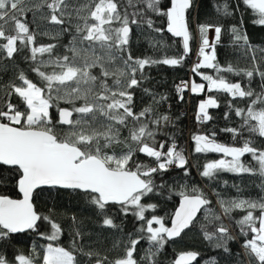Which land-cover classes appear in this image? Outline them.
<instances>
[{
	"label": "snow or ice",
	"instance_id": "snow-or-ice-1",
	"mask_svg": "<svg viewBox=\"0 0 264 264\" xmlns=\"http://www.w3.org/2000/svg\"><path fill=\"white\" fill-rule=\"evenodd\" d=\"M23 2L24 0H0V22H2L0 38L6 41L0 44V48L6 51L8 57H12L18 51V41L24 46L31 45V59L35 61L37 54L48 53L49 59L41 60L40 64L45 67L51 66L52 71L45 72L40 67L33 69L43 81V86H38L21 72L19 80L22 83L10 84L11 91L7 95L11 96L15 93L25 105V110L20 111L10 102L6 103L7 110L0 108V165L13 166L18 170V188L23 194L22 199L0 195V240L6 239L11 233L36 229L40 220L51 223V233L47 235V239L58 240L61 234L60 225L51 222L50 217L39 214L32 202L34 190L42 186L83 190L91 195V202L102 213L110 203L118 204L124 213L129 211V206H132L133 214L138 219L145 220L146 210L155 209L157 205L152 203L145 205L142 203V198L162 187L155 184L152 179L153 174L166 172L171 167L184 169L187 174L185 166L188 161L182 151H177L175 142L167 147V151H164V143L157 148L156 132L149 128L148 123L141 121V118L147 116L152 109L146 107L135 113L132 107L133 93L130 90L139 86L141 80L137 79L136 73L140 72L143 79V70L146 66L158 63L176 66L181 63L183 57L153 60L150 57L133 58L129 52L127 59H124L121 52L129 42L130 23L138 22L135 18L130 21L127 9L121 12L119 0H98L86 16H80V13L90 7L88 4L73 7L68 0H52L51 3H47V7L52 10L50 19L53 23L64 24L65 20L61 17L67 16L70 21L72 13L75 12L77 17L84 21L83 27L76 25V32L83 34L81 42L98 44L104 51L103 55H97L94 48L81 49L73 44L68 49L71 55L52 57L55 45L36 46L35 34L31 33L28 25L19 18L18 14H23L25 11L22 7ZM127 3L129 6L144 5L159 18H166L167 32L175 37H181L184 53H188L190 31L186 13L191 7L192 0H168L167 5L163 4L162 0H127ZM243 4L258 15L253 22L264 25V0H243ZM222 7L225 15H232L227 2ZM131 15L140 16L141 21L157 33L164 30L163 27L154 28V21L150 17H145L144 10H137ZM114 22H119V26L113 27ZM210 29L214 30V40L211 44L208 38ZM231 31L234 43L241 47L252 48L247 34L241 32L239 27L234 25ZM199 32L201 36L199 56L202 59L195 65L193 71L202 75L203 80L207 81L209 90L223 91L233 98L255 97L246 110L235 108L234 111L237 116L243 117L241 128L247 127L249 133L264 137V71L255 65L252 69L237 70L232 65L222 68L215 62V49L221 39L222 27L201 24ZM208 48L212 49L210 53L206 52ZM252 59L253 61L256 59L254 53ZM117 60H122L125 68L117 72L109 71L106 64ZM202 66L215 68L217 77L200 73L199 69ZM96 67L101 69L99 77L90 71ZM222 71L235 73L238 76L242 73L248 78L249 84L254 75L258 74L261 78V93H255L251 87L245 89L240 82H229L224 76L219 75ZM109 77H113L111 85L107 80ZM188 87L187 83L178 85L177 91L182 93ZM190 90L192 93L203 92L205 84L193 81ZM144 91L147 92L148 89ZM60 100H66L73 105L72 108L59 107ZM77 100L82 101L78 107L75 103ZM53 101H56L58 111V119L55 122L49 111L53 107ZM257 104L262 106L257 108ZM212 107H218L216 99L212 96L200 101L197 120L212 119L208 112ZM73 113L78 114L77 118L73 119ZM97 114L104 117L107 122L100 121L99 126H95L98 123ZM225 117L227 118V113ZM129 119L135 121L138 126L129 129V137L121 140L118 126L126 127ZM162 119L166 122L169 120L167 116ZM151 123L158 125L160 120L155 119ZM57 124L67 125L69 130L60 135L55 131ZM222 131L231 132L234 139L240 134V129L237 128H226ZM129 139L135 143V148L128 143ZM193 140L197 153H222L225 157H231L230 160L219 159L207 162L201 173L203 177L214 178L221 171L233 173L258 171L264 177V149L252 146L251 140H245L241 147L228 146L218 143L214 132L211 137L194 135ZM121 144H127V149L117 151V146ZM137 153L153 158L155 166L138 162L134 158ZM246 153L251 154L258 164V169L245 166L241 162V157ZM178 195L181 199L171 217L170 227L166 226L162 217L152 215L150 219H146L147 236L142 239L146 238L156 248L153 252L150 247L141 258L149 261V264H156L153 258L159 249L163 248L167 239L179 237L194 223L197 213L210 204L204 193L196 187L189 189L187 185L182 186ZM219 204L225 215L230 216L237 209L245 212L235 221L242 236L248 237L251 233V238L245 239L243 243L244 255L247 259L241 260L240 264H264V197L221 199ZM257 211L259 215L255 214ZM209 214L213 219H220L211 209L206 208V219ZM103 224L116 227L113 219L106 214ZM153 224L158 227H153ZM75 236H80L79 230H76ZM204 237L209 241L215 238L218 241L215 246L224 247L225 251H228L227 241L233 239L229 229L222 223L215 232H208L204 228ZM138 243L136 239L130 240L125 255L114 261V264H139L134 257ZM74 251L89 257L95 255L77 248L74 238L72 249L53 246L52 243L47 244L39 256L38 264H80ZM198 255L199 253L193 251L182 252L174 264H191ZM16 260L19 264H37L33 256L19 255ZM0 264H8L2 255H0ZM96 264H103V261L97 259ZM205 264H216V260L211 258Z\"/></svg>",
	"mask_w": 264,
	"mask_h": 264
},
{
	"label": "trees",
	"instance_id": "trees-1",
	"mask_svg": "<svg viewBox=\"0 0 264 264\" xmlns=\"http://www.w3.org/2000/svg\"><path fill=\"white\" fill-rule=\"evenodd\" d=\"M51 2L52 0H24L22 7L25 11L23 14H18L21 21L28 25L29 31L35 34V45H55L52 57L71 55L68 49L73 44L81 49L94 48L97 55H103L104 51L98 44L90 45L87 41L81 42L83 34L76 32V25L79 24L83 27L84 21L79 19L75 12L72 13L70 21L67 16L61 17L65 20L64 24H55L51 21L52 10L47 7V3ZM68 2L73 7L90 5L88 9L80 13V16H86L98 0H68ZM225 2L229 4L232 15L224 14L222 5ZM162 3L167 5L168 0H162ZM119 5L122 13L127 9L130 21L135 18L138 22L137 24L130 23L129 42L121 52L124 59H127L129 52L133 58L150 57L153 60H162L165 57H183L181 63L176 66L162 63L146 66L143 70V79H141L140 72L136 73V77L141 80V83L130 90L133 93L132 107L135 113H139L146 107L152 109L147 116L141 118V121L148 123L149 128L156 132L155 144L157 148L161 143H164V151H167V147L175 142L177 151H182L188 161L185 166L187 174L184 169L179 167H172L166 172L153 174L152 179L155 184L162 187H158L154 193L142 198V203L145 205L149 203L157 205L155 209H147L145 217L146 219H150L152 215L162 217L167 226L180 199L178 193L185 185L189 189L196 187L201 190L210 201L206 208L211 209L215 215L220 217L219 220H216L209 214L206 219V208H202L197 213L194 223L185 229L179 237L167 239L163 248L159 249L153 259L156 264H174L173 260L178 253L194 251L199 255L191 264H205L211 258H215L216 264H240L241 260L247 259L244 255L243 243L245 239L251 238V233L248 237L242 236L235 221L240 219L245 212L237 209L230 216L225 215L219 200L264 197V177L258 171L250 173L221 171L214 178L203 177L201 173L207 162L228 157L213 152H195V142L192 141V137L198 133L211 137L214 132L216 141L228 146L241 147L245 140H251L252 146L264 149V137H260L256 133H249L247 127L241 128L243 117L237 116L234 111L235 108L246 110L255 97L233 98L223 91L205 88L202 93H188V114L186 115L180 111L181 107L185 106L186 91L178 92L177 83L188 76L194 42L196 37H201L199 32L201 24L222 27L221 39L215 49V62L222 68L232 65L237 70L252 69L255 65L264 71V51H261L264 49V25L253 22L258 18V15L243 4V0H192L191 7L186 13L190 43L189 51L185 54L182 38L167 32L166 18H159L155 13L147 10L144 5L129 6L127 0H119ZM137 10L145 11V17H150L154 21V28L163 27L164 30L157 33L146 23H143L140 16L133 17L131 13ZM56 14L59 16V12ZM234 25L239 27L241 32L247 34L252 48L241 47L233 42L231 29ZM118 26L119 22H114L113 27ZM3 43L6 41L0 38V44ZM17 48L18 51L12 57H8L6 51L0 48V108L7 110L6 103L10 102L16 105L20 111H24L25 105L15 93H12L11 96L7 95L11 91L9 85L13 83L20 85L22 81L19 80V75L23 72L32 82L43 86V81L33 69L40 67L42 71L51 72L52 67L40 64L41 60L49 59L48 53L37 54V59L34 61L31 59V45L24 46L18 41ZM253 53L256 57L255 61L252 59ZM106 67L111 72L125 68L122 60L106 64ZM199 70L214 78L218 75L215 68L202 66ZM90 71L98 77L101 75L99 67ZM219 75L224 76L229 82H240L245 89L251 87L255 93L262 91L261 78L258 74L254 75L250 84L248 78L242 73L238 76L235 73L222 71ZM107 80L111 85L113 77H109ZM145 89L148 91L145 92ZM205 95L215 98L218 107L208 109L212 119L199 121L196 118V103L199 98ZM75 103L78 107L82 101L77 100ZM58 106L71 109L73 105L67 103L66 100H60ZM261 106L260 104L256 105L257 108ZM49 111L55 122L57 120L56 101H53V107ZM226 113L227 118L225 117ZM97 115L98 123L95 126H99L100 121L107 122L104 117ZM77 116L78 114L73 113V119ZM164 116L169 118L167 122L162 119ZM155 119L160 120L158 125L151 123ZM134 126L138 125L131 119L126 127L118 126L120 127L121 140L129 137V129ZM226 128L240 129V134L234 139L231 132L222 131ZM68 130L69 126L67 125L57 124L55 127V131L60 135ZM128 143L133 148L136 147L130 139ZM127 146V144H121L117 146L116 150H126ZM134 158L140 163L155 166L154 159L143 153H137ZM241 162L245 166L258 169L257 162L249 153L241 157ZM18 177L19 172L15 167L0 165V194L18 197L19 193L16 187ZM32 202L39 214L50 217L51 222L60 225L61 234L58 240L49 241L47 235L51 233V223L45 220L38 221L36 229H26L23 232L9 234L6 239L0 240V255L8 261V264H19L16 260L19 255L33 256L38 264L39 256L47 244L52 243L53 246L59 245L72 249L74 238L77 248H82L85 253L95 254L89 257L79 251H74L80 264H91L97 259L102 260L103 264H114V261L125 255V250L130 246L132 239L139 241L134 252V257L139 264H149V261L141 258L145 256L150 247L153 252L156 251V248L146 238L142 239L147 236L146 219H138L133 214L132 206H129V211L124 213L118 204L110 203L102 213L91 202L89 193L58 187H41L34 190ZM105 214L113 219L116 227L103 224ZM255 214L259 215V211ZM221 223L229 229V234L233 237L227 241L228 251H225L224 247H216L218 241L215 238L209 241L204 237V228L208 232H215ZM153 227H158V225L153 224ZM76 230H79L80 236H75ZM42 233L44 235H41Z\"/></svg>",
	"mask_w": 264,
	"mask_h": 264
},
{
	"label": "built area",
	"instance_id": "built-area-1",
	"mask_svg": "<svg viewBox=\"0 0 264 264\" xmlns=\"http://www.w3.org/2000/svg\"><path fill=\"white\" fill-rule=\"evenodd\" d=\"M210 44L213 42V39L210 38ZM200 44H201V37H196L195 39V42H194V48H193V52H192V55H191V58H190V62H189V68H188V76L186 79L184 80H180L177 85H183L185 83H189V75L191 73V68L193 65H196L202 58L199 56V47H200ZM212 49L211 48H208L206 49V52H211ZM186 91V95H187V92H188V88H185L184 89ZM180 111L182 113H185L186 115L188 114V96H186V102H185V106H182ZM188 158V157H187ZM172 168V167H171Z\"/></svg>",
	"mask_w": 264,
	"mask_h": 264
},
{
	"label": "rangeland",
	"instance_id": "rangeland-1",
	"mask_svg": "<svg viewBox=\"0 0 264 264\" xmlns=\"http://www.w3.org/2000/svg\"><path fill=\"white\" fill-rule=\"evenodd\" d=\"M208 38H209V40H210V38H211V36H209L208 35ZM199 72L200 73H203L202 71H200L199 70ZM203 74H205V73H203ZM193 81H195L196 83H203V84H205V88H207V81H204L203 80V78H202V75H200V74H197L196 72H193V74L190 76V80H189V87H188V90L190 91V93H192L191 92V90H190V85H191V83L193 82ZM200 93H202V92H200ZM187 96V95H186ZM209 96H203V97H201V98H199L198 100H197V103H196V114L198 113V105H199V103H200V101H202V100H205V99H207ZM253 123H255V122H253ZM219 159H226V160H230L231 159V157H228V158H224V157H221V158H219ZM219 159H217V160H219ZM47 246V245H46Z\"/></svg>",
	"mask_w": 264,
	"mask_h": 264
},
{
	"label": "water",
	"instance_id": "water-1",
	"mask_svg": "<svg viewBox=\"0 0 264 264\" xmlns=\"http://www.w3.org/2000/svg\"><path fill=\"white\" fill-rule=\"evenodd\" d=\"M61 108H68V107H65V106H61ZM70 109V108H69ZM57 119H58V111H57ZM198 134H201V133H198ZM197 135V134H196ZM201 135H204V134H201ZM192 141L193 142H195L194 140H193V137H192ZM218 142V141H217ZM218 143H221V142H218ZM224 144V143H223ZM226 145V144H225ZM220 155H223L222 153H219ZM224 156V155H223ZM19 178V177H18ZM17 181H18V179H17ZM16 187H17V191H18V193H19V196L18 197H10V198H12V199H22L23 198V194L22 193H20L19 192V188H18V183L16 182ZM42 187H51V186H42ZM59 188V187H58ZM80 191H83V190H80ZM0 195H2V194H0ZM181 199V198H180ZM180 199H179V201H178V204L176 205V207L174 208V210H173V213H172V215L174 214V212H175V209L179 206V202H180ZM172 215H171V217H172ZM171 217H170V220H169V224L167 225V226H171ZM173 238H175V237H173ZM182 252H188V251H182ZM182 252H180V253H182ZM194 252V251H193ZM180 253H178L176 256H175V258H174V260H173V263L175 262V260L179 257V255H180ZM91 264H96V261H94V262H92Z\"/></svg>",
	"mask_w": 264,
	"mask_h": 264
},
{
	"label": "crops",
	"instance_id": "crops-1",
	"mask_svg": "<svg viewBox=\"0 0 264 264\" xmlns=\"http://www.w3.org/2000/svg\"><path fill=\"white\" fill-rule=\"evenodd\" d=\"M208 35L209 36H213L214 35V30L213 29H210L209 32H208ZM46 247V246H45Z\"/></svg>",
	"mask_w": 264,
	"mask_h": 264
}]
</instances>
